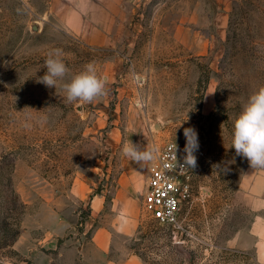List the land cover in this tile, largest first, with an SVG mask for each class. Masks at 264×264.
Segmentation results:
<instances>
[{"label": "rangeland", "instance_id": "obj_1", "mask_svg": "<svg viewBox=\"0 0 264 264\" xmlns=\"http://www.w3.org/2000/svg\"><path fill=\"white\" fill-rule=\"evenodd\" d=\"M136 14L141 30L130 48H100L62 30L51 0H0V153L14 151L13 185L25 205L0 264H105L118 260L120 245L143 264H264L250 233L252 168L231 148L235 118L264 86V0H146ZM54 49L70 72L49 88L38 78ZM88 63L107 95L67 102L62 84ZM189 127L207 158L172 228L143 211L148 164L131 162L122 146L153 147ZM118 217L134 225L131 234L116 228Z\"/></svg>", "mask_w": 264, "mask_h": 264}, {"label": "crops", "instance_id": "obj_2", "mask_svg": "<svg viewBox=\"0 0 264 264\" xmlns=\"http://www.w3.org/2000/svg\"><path fill=\"white\" fill-rule=\"evenodd\" d=\"M144 1L146 0H51V8L57 25L82 42L100 48H124L123 45L129 46L141 30L140 21L134 19V15L137 16L138 7ZM247 174L250 179L246 201L256 210L250 233L257 236L256 243L253 244L256 255L264 259V236L260 232L264 230V169H251ZM81 194L83 199L88 192ZM102 203V195L92 196L90 206L93 207L88 216L90 219L99 213ZM116 222V228L121 232H133L134 225L127 219L118 217ZM96 238L95 241V236L93 237L96 250L103 255L107 244L105 231L97 230ZM54 242L55 240L50 239L48 246H54ZM119 248L118 260L105 264H143L137 255L128 253L125 245H120Z\"/></svg>", "mask_w": 264, "mask_h": 264}, {"label": "clouds", "instance_id": "obj_3", "mask_svg": "<svg viewBox=\"0 0 264 264\" xmlns=\"http://www.w3.org/2000/svg\"><path fill=\"white\" fill-rule=\"evenodd\" d=\"M43 67L46 68V72L38 78V82L49 88H56L58 82L63 81L70 72L60 49H54L48 53ZM106 84V79L98 75L94 63H88L81 72L63 83L62 88L66 93L67 102L90 103L107 95ZM184 136L186 155L183 157L184 162L181 166L195 168L197 166L195 152L199 149L198 133L194 128L189 127L184 129ZM231 148L235 149L237 156L246 158L252 169H264V86L259 87L249 96L235 118ZM176 151L175 144V154ZM157 154L158 150L154 146L147 145L142 148L130 139L122 146V155L141 168L155 160Z\"/></svg>", "mask_w": 264, "mask_h": 264}, {"label": "built area", "instance_id": "obj_4", "mask_svg": "<svg viewBox=\"0 0 264 264\" xmlns=\"http://www.w3.org/2000/svg\"><path fill=\"white\" fill-rule=\"evenodd\" d=\"M175 144L177 151L175 154ZM186 138H167L154 145L157 158L148 164L145 190L141 196L142 209L159 224L181 227L180 213L192 197V178L207 158L206 147L199 143L195 152L197 166H181Z\"/></svg>", "mask_w": 264, "mask_h": 264}, {"label": "trees", "instance_id": "obj_5", "mask_svg": "<svg viewBox=\"0 0 264 264\" xmlns=\"http://www.w3.org/2000/svg\"><path fill=\"white\" fill-rule=\"evenodd\" d=\"M14 151L0 153V248L9 249L19 234L25 205L13 185ZM78 264V263H77ZM81 264V263H80Z\"/></svg>", "mask_w": 264, "mask_h": 264}, {"label": "water", "instance_id": "obj_6", "mask_svg": "<svg viewBox=\"0 0 264 264\" xmlns=\"http://www.w3.org/2000/svg\"><path fill=\"white\" fill-rule=\"evenodd\" d=\"M175 244H176L175 247H176V249H177L179 252H181V253H183V254H186V251L183 250V249L181 248V246H180V242H176Z\"/></svg>", "mask_w": 264, "mask_h": 264}]
</instances>
